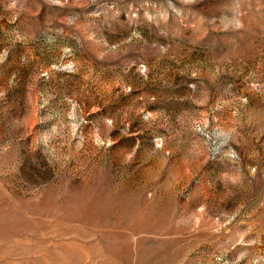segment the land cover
Returning <instances> with one entry per match:
<instances>
[{
    "label": "rangeland",
    "instance_id": "374dc122",
    "mask_svg": "<svg viewBox=\"0 0 264 264\" xmlns=\"http://www.w3.org/2000/svg\"><path fill=\"white\" fill-rule=\"evenodd\" d=\"M0 264H264V0H0Z\"/></svg>",
    "mask_w": 264,
    "mask_h": 264
}]
</instances>
